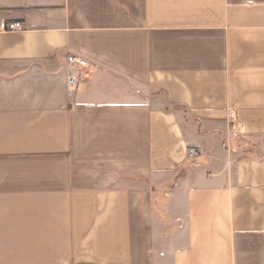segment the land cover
Instances as JSON below:
<instances>
[{"label": "crops", "instance_id": "obj_1", "mask_svg": "<svg viewBox=\"0 0 264 264\" xmlns=\"http://www.w3.org/2000/svg\"><path fill=\"white\" fill-rule=\"evenodd\" d=\"M3 21L0 264H264V0H0Z\"/></svg>", "mask_w": 264, "mask_h": 264}, {"label": "built area", "instance_id": "obj_2", "mask_svg": "<svg viewBox=\"0 0 264 264\" xmlns=\"http://www.w3.org/2000/svg\"><path fill=\"white\" fill-rule=\"evenodd\" d=\"M24 30V24L19 21H11V22H1L0 23V32L2 33H14L20 32ZM67 65L70 69H77L78 71H84L89 68L88 63L81 57L70 55L66 58ZM67 84L70 88H74L76 84V78L69 75L67 78ZM232 133L238 134L240 132V128L238 126L231 127ZM199 152L195 148L189 147L187 150V158L189 159H196L199 157Z\"/></svg>", "mask_w": 264, "mask_h": 264}]
</instances>
